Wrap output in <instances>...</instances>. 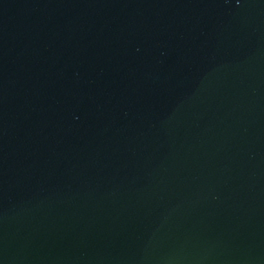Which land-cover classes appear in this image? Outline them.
<instances>
[{"label":"water","instance_id":"1","mask_svg":"<svg viewBox=\"0 0 264 264\" xmlns=\"http://www.w3.org/2000/svg\"><path fill=\"white\" fill-rule=\"evenodd\" d=\"M0 264H264V0H0Z\"/></svg>","mask_w":264,"mask_h":264}]
</instances>
